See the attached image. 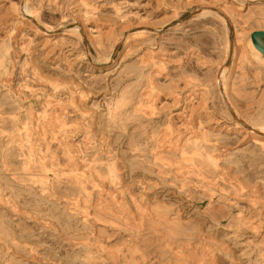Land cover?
<instances>
[{"label":"rangeland","instance_id":"374dc122","mask_svg":"<svg viewBox=\"0 0 264 264\" xmlns=\"http://www.w3.org/2000/svg\"><path fill=\"white\" fill-rule=\"evenodd\" d=\"M263 34L264 0H0V264H264L219 81L264 124Z\"/></svg>","mask_w":264,"mask_h":264},{"label":"bare ground","instance_id":"6f19581e","mask_svg":"<svg viewBox=\"0 0 264 264\" xmlns=\"http://www.w3.org/2000/svg\"><path fill=\"white\" fill-rule=\"evenodd\" d=\"M210 10H204V12H209ZM21 12H22V15L25 17H27L28 19V24H31V26L33 28L36 29V31L38 32H41L45 35L48 34L47 31H49L48 29H45L44 26H42L40 23L37 22L36 18L30 14V11L28 10V7L27 5H24L22 6L21 8ZM199 13V12H198ZM197 13V14H198ZM203 13V12H202ZM179 23V22H178ZM46 38V37H45ZM263 39H264V34L261 35L260 37H257L255 40H254V46L255 48L260 51V49L262 50V48H264V44H263ZM44 40V39H43ZM46 46H48L49 44V41H45L44 42ZM262 43V44H261ZM233 53H234V40H233ZM232 45H230L229 47V51L227 53V56H226V61L227 59L229 58L230 56V53H231V49H232ZM228 50V49H227ZM233 53H232V56H233ZM227 66V65H226ZM225 70H226V67L225 69H223L222 73L219 75V81H220V94H221V98H223V101L225 103V106L227 107V109L229 110V112L231 113V115L235 118L236 122H237V125L238 126H243L245 127L247 130H249V132L251 133V139L252 141H255L256 143L258 144H262L264 142V124L262 125H259V124H256V123H253L252 125H249L248 123H246L245 121H243L237 114H236V111L234 110L233 108V105L231 104V101L229 100L230 98H228V95L227 93L225 92V81H224V75H225ZM84 193V192H83ZM88 193V192H86ZM118 197V196H117ZM209 207H211L209 205ZM129 253V252H128ZM126 256V255H125ZM127 257V256H126ZM139 258V257H138Z\"/></svg>","mask_w":264,"mask_h":264},{"label":"water","instance_id":"95a60500","mask_svg":"<svg viewBox=\"0 0 264 264\" xmlns=\"http://www.w3.org/2000/svg\"><path fill=\"white\" fill-rule=\"evenodd\" d=\"M193 15H194V14L191 13V14H189L185 19H188L189 17H191V16H193ZM232 43H233V38L231 39V45H232ZM232 53H233V45H232V49H231L230 56H229V58H228L227 61H226L227 65L230 64V61H231V59H232Z\"/></svg>","mask_w":264,"mask_h":264}]
</instances>
